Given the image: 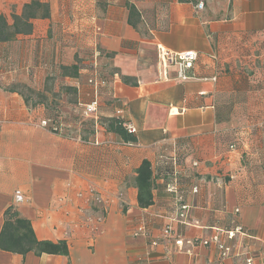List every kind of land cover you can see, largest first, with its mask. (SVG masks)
<instances>
[{
    "label": "crops",
    "instance_id": "obj_1",
    "mask_svg": "<svg viewBox=\"0 0 264 264\" xmlns=\"http://www.w3.org/2000/svg\"><path fill=\"white\" fill-rule=\"evenodd\" d=\"M32 2L0 0V14L12 24ZM41 2L50 16L0 43V234L14 207L38 240L66 241L70 254L0 248V264H245L247 252L264 264V0H205L203 11L179 0ZM158 46L198 52L194 78L178 80L174 66L164 74ZM241 59L258 66L240 71ZM75 67L79 78L68 74ZM94 70L113 81L137 129L133 146L107 129L110 100L96 124L82 116ZM20 84L35 94L29 105L10 90ZM145 159L154 203L141 209L134 179ZM90 188L102 196L98 207ZM142 227L147 236L136 234ZM237 227L247 235L228 241ZM216 235L232 247L226 258Z\"/></svg>",
    "mask_w": 264,
    "mask_h": 264
},
{
    "label": "trees",
    "instance_id": "obj_2",
    "mask_svg": "<svg viewBox=\"0 0 264 264\" xmlns=\"http://www.w3.org/2000/svg\"><path fill=\"white\" fill-rule=\"evenodd\" d=\"M182 3H198L199 0H179ZM50 7L47 4L41 2V0H33L31 4H28L24 7L22 15H13V23L10 24L5 15L0 14V43L5 41H11L15 39L19 34H30L33 31L32 21L38 17L48 18L50 16ZM130 14V24L135 26L132 21L133 16L136 14L134 6L129 5ZM244 56L248 58L251 54L247 51H242ZM264 55V40L260 50L257 51V61L264 66L262 56ZM200 59V58H199ZM241 64L239 65L240 71L255 70L258 66V62L255 66L252 65V62H249L247 59H241ZM63 70H67L64 68ZM68 74L72 77L79 78V72L77 67L73 68L72 71H69ZM104 74V73H103ZM92 76V75H91ZM105 77L108 78L105 74ZM109 79V78H108ZM23 89L29 91L30 96L35 94L29 88L24 85H14L10 88L11 91L17 92L24 98L25 102L29 105L31 97H27L23 92ZM38 98H42L41 94H36ZM111 103V102H110ZM120 103L117 105L119 107ZM121 108V106H120ZM115 112V111H114ZM114 115V114H113ZM54 116L52 122H59L60 116L59 112L54 109ZM43 122V121H42ZM41 123V122H40ZM55 123V125L57 124ZM125 119L117 117L114 115L106 124L107 129L115 133L123 142H135V134L128 132L126 128L123 127ZM91 124L95 126L94 124ZM59 127V124L57 125ZM55 130V129H54ZM137 175L134 179L135 187L138 189V203L140 208H149L153 205V173L151 169V163L149 160L145 159L141 166L136 170ZM0 248L5 251H12L21 255H24L29 252H35L38 256L42 254L48 255H60L68 257L70 254V249L66 241L51 242L47 240H38L34 234L32 225L30 221L22 219L18 211L14 207H9L5 214V224L3 230L0 234Z\"/></svg>",
    "mask_w": 264,
    "mask_h": 264
},
{
    "label": "built area",
    "instance_id": "obj_3",
    "mask_svg": "<svg viewBox=\"0 0 264 264\" xmlns=\"http://www.w3.org/2000/svg\"><path fill=\"white\" fill-rule=\"evenodd\" d=\"M205 7V0H199V2L196 4V9H198V11H203ZM158 55H159V64L161 69L164 71V74L167 73L168 68L171 66L176 67V69H178V80H189L191 78H194L193 76L189 75L187 72L190 70L194 69L195 64L197 63V61L200 58V54H198V52L195 51H185L182 53H172L169 50H166L164 48H162L161 46H158ZM262 60L264 62V55L262 56ZM105 77L103 73H101L98 70H94V73L92 74V76L89 78L88 80V84L90 86L93 87L94 89V98L90 103H86L83 105V111H82V116L85 117L86 119H90V120H94L95 124L97 123L98 119H99V115L98 112L100 110L101 107V103L103 102V99L106 98L108 100H110L114 106H116L115 108V112L114 115H116L117 117H120L122 119H125V123L123 125L124 128H126L128 130L129 133L131 134H136L137 133V129H135V127L126 120L125 118V108L123 107H118L117 105L119 103H121V100H119L115 95H114V85H113V81L109 78H103ZM205 80H210L212 81H216L217 77L213 76L211 79H205ZM41 126L42 127H47L48 126V122L47 121H43L41 122ZM62 126V125H60ZM59 126V127H60ZM54 128L55 131L60 132V128ZM66 135V134H65ZM77 141L81 142L83 141L82 139H77ZM90 145H96L98 144V142H93V141H87L84 142ZM121 145L125 146H133L134 144H132L131 142H122L120 143ZM236 146L232 145L231 149H235ZM179 165V158H176V160L174 161V166H178ZM195 166H197V164H195ZM170 191L175 192L176 189L175 188H171ZM90 196L92 198L93 204L95 205V207H98L101 203H102V196L100 194V192L98 190H95L93 188H90ZM82 197V195H80ZM25 197L24 194H22L20 191H17L15 194V201L17 203H22L24 202ZM187 206L186 207H182L183 211H186ZM239 210H237L238 212ZM95 221L98 222H103L104 221V216L99 214L98 216H96ZM164 236L165 237H170L172 235V231L170 227H167L164 231ZM237 233L246 236L247 232H245L243 229H241L240 227H237L235 229V231H231V232H227V239L228 241L233 240ZM136 234H145L146 236L149 234L145 227L139 228L137 230ZM213 241L219 246V249L221 251L222 257L226 258L230 255L232 247L230 245L225 244V242H223L218 235H216V237H214ZM208 242H204V244H207ZM175 244L177 246H182L183 242L182 240H177L175 241ZM153 245H156V243H153ZM256 258L253 254H251L250 252H247L245 255V264H256Z\"/></svg>",
    "mask_w": 264,
    "mask_h": 264
},
{
    "label": "rangeland",
    "instance_id": "obj_4",
    "mask_svg": "<svg viewBox=\"0 0 264 264\" xmlns=\"http://www.w3.org/2000/svg\"><path fill=\"white\" fill-rule=\"evenodd\" d=\"M50 79H52V78H50ZM21 88V87H20ZM22 90H23V92L25 93V95H27V97L29 96V97H31V98H33V95L32 96H30V93H29V91L28 90H26V89H23V88H21ZM35 98H37V99H39L38 97H36L35 96ZM35 100V99H34ZM87 127H88V129L87 130H90L91 129V124H90V122H88L87 124Z\"/></svg>",
    "mask_w": 264,
    "mask_h": 264
}]
</instances>
